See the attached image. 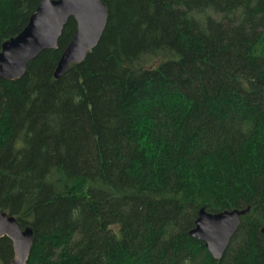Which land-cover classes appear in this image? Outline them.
Segmentation results:
<instances>
[{
  "label": "trees",
  "instance_id": "1",
  "mask_svg": "<svg viewBox=\"0 0 264 264\" xmlns=\"http://www.w3.org/2000/svg\"><path fill=\"white\" fill-rule=\"evenodd\" d=\"M39 1L0 0V49ZM103 1L60 77L72 16L0 78V209L33 230L26 264H264V0ZM248 205L220 258L189 234L201 207Z\"/></svg>",
  "mask_w": 264,
  "mask_h": 264
},
{
  "label": "water",
  "instance_id": "2",
  "mask_svg": "<svg viewBox=\"0 0 264 264\" xmlns=\"http://www.w3.org/2000/svg\"><path fill=\"white\" fill-rule=\"evenodd\" d=\"M70 16L75 19L76 28L57 61L54 77H60L71 63L80 62L101 38L108 17L106 4L103 0H40L26 25L3 41L0 49V78L12 80L22 76L28 63L43 49L56 47L62 28ZM250 209L248 205L209 212L201 207L189 234L202 240L214 258H220L236 232L241 216ZM261 232L264 236V225ZM2 236L10 239L13 248L9 264H26L33 240L31 226L21 228L13 215L0 209Z\"/></svg>",
  "mask_w": 264,
  "mask_h": 264
},
{
  "label": "bare ground",
  "instance_id": "3",
  "mask_svg": "<svg viewBox=\"0 0 264 264\" xmlns=\"http://www.w3.org/2000/svg\"><path fill=\"white\" fill-rule=\"evenodd\" d=\"M35 57H36V56H35ZM35 57H34V58H35Z\"/></svg>",
  "mask_w": 264,
  "mask_h": 264
}]
</instances>
